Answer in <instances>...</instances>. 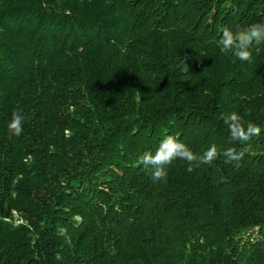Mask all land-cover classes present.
Segmentation results:
<instances>
[{"label": "trees", "instance_id": "obj_1", "mask_svg": "<svg viewBox=\"0 0 264 264\" xmlns=\"http://www.w3.org/2000/svg\"><path fill=\"white\" fill-rule=\"evenodd\" d=\"M253 23L264 0H0V264H264V44L217 43ZM165 135L248 150L153 182Z\"/></svg>", "mask_w": 264, "mask_h": 264}, {"label": "clouds", "instance_id": "obj_2", "mask_svg": "<svg viewBox=\"0 0 264 264\" xmlns=\"http://www.w3.org/2000/svg\"><path fill=\"white\" fill-rule=\"evenodd\" d=\"M221 32L222 35L217 42L220 51L233 52L235 57L241 61L250 62L252 49L255 47L258 50V46L264 44V23H253L246 27L238 26L235 30L224 26ZM24 119L25 117L20 112L13 111L12 118L7 125L10 137H18L22 134ZM223 122L228 128L231 140L241 144H246L261 131L259 126L251 121L246 122L236 112L224 115ZM247 150V148L228 147L221 152L215 144H212L208 149L197 154L176 136L165 135L155 153L145 151L139 156L136 165L142 166L153 182H160L166 181L168 166L178 159L187 163L188 172H192L202 165H211L221 155L225 158V164L235 163V166L239 167Z\"/></svg>", "mask_w": 264, "mask_h": 264}, {"label": "rangeland", "instance_id": "obj_3", "mask_svg": "<svg viewBox=\"0 0 264 264\" xmlns=\"http://www.w3.org/2000/svg\"><path fill=\"white\" fill-rule=\"evenodd\" d=\"M22 222H23L22 219H19L18 217H16L15 223L19 224V223H22Z\"/></svg>", "mask_w": 264, "mask_h": 264}]
</instances>
